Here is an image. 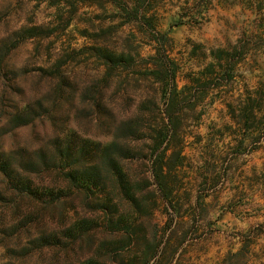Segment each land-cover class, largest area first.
<instances>
[{
  "label": "rangeland",
  "instance_id": "374dc122",
  "mask_svg": "<svg viewBox=\"0 0 264 264\" xmlns=\"http://www.w3.org/2000/svg\"><path fill=\"white\" fill-rule=\"evenodd\" d=\"M0 264H264V0H0Z\"/></svg>",
  "mask_w": 264,
  "mask_h": 264
}]
</instances>
